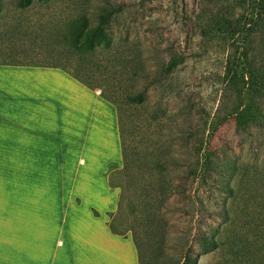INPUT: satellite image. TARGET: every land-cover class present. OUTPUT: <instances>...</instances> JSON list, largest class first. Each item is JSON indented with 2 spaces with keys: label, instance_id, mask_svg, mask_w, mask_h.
I'll list each match as a JSON object with an SVG mask.
<instances>
[{
  "label": "rangeland",
  "instance_id": "rangeland-1",
  "mask_svg": "<svg viewBox=\"0 0 264 264\" xmlns=\"http://www.w3.org/2000/svg\"><path fill=\"white\" fill-rule=\"evenodd\" d=\"M12 1L1 0L0 46L6 45L14 33L11 26L18 18L33 20L41 14V20L55 22L71 14L76 3L92 22L103 9L121 8L109 30L110 37L118 50L140 62L145 79H125L126 75L116 74V80L111 81L113 88L138 92L148 85L139 114L147 117L155 110L162 113L160 117L156 114L158 123L149 122L147 130L178 164L165 169L174 184L187 166L194 167L205 152H211L213 169L203 182L193 186L191 196L207 208L202 220L211 225L222 223L221 218H213L214 212L226 209L228 219L223 225L237 238H245L248 253L245 262L236 256L231 239L230 244L222 241L213 251L202 253L191 235L180 237L179 232L186 233L194 218L187 216V193L183 197L173 191L167 207V220L173 225L165 239L167 261L179 257L180 245H188L193 264H264V124H251L246 119L244 128L235 127L231 113L238 104L239 89L226 85L223 79L226 62L239 65L245 23L248 15L255 13L258 0H54L23 12L14 9ZM222 19L237 32L233 38H211L209 31ZM245 42L247 56L264 78V33H252ZM171 54L180 57L182 63L161 84L153 83L160 65ZM32 80L26 94L33 93ZM40 88L34 91L35 96L45 94L44 98L52 99V87ZM90 94L97 97L99 91L91 90ZM26 101L35 102L34 97H26ZM257 105L264 116V98L257 100ZM105 162L102 175L107 185V178L121 161L118 155H112ZM226 164L232 169L222 171V176L218 170ZM227 184L231 196L222 191ZM63 204L61 199L54 202L52 211V160H25L24 168L0 175V248L52 247V213L61 214Z\"/></svg>",
  "mask_w": 264,
  "mask_h": 264
},
{
  "label": "trees",
  "instance_id": "trees-1",
  "mask_svg": "<svg viewBox=\"0 0 264 264\" xmlns=\"http://www.w3.org/2000/svg\"><path fill=\"white\" fill-rule=\"evenodd\" d=\"M52 1L54 0H13L11 4L14 9L23 12L38 4L45 5ZM78 6L75 3L73 14L55 22L41 20V14L33 20L26 17L22 20L18 18L17 24L11 26L14 33L6 45L0 46V64L59 69L89 90H98L99 96L114 107L121 167L108 179L110 187H115L119 191L116 210L114 214L108 215L111 218L108 227L117 235L130 234L136 250L137 264L194 262L188 245H180L179 257L167 261L165 239L170 229H173V225L167 220L169 213L167 207L173 191L183 197L187 193L185 197L190 207L187 216L194 218L186 233L179 232L180 237L191 235L202 253L213 251L222 241L226 244L232 241L231 245L236 250L235 255L245 262L248 254L243 242L245 238H237L223 225L228 219L227 210L223 208L219 212H214L213 218L214 216L221 218L222 223L211 225L202 220L204 213L208 212L207 208L202 205L199 198L191 196L193 186L197 187L203 182L213 169V163L209 159L211 152H205L199 161H195L194 167L187 166L186 172L179 176L174 184L173 180L167 177L165 169L178 164L167 156L163 144L157 142L155 134H150L147 130L149 122L158 123L156 114L160 117L162 113L155 110L147 117H141L139 114V110L146 102L145 93L148 85L138 92L121 91L112 86L111 81L116 74L126 75L125 79H145L140 62L125 55L121 49L118 50L110 37L109 30L121 8L117 6L103 9L95 14L94 21L91 22ZM245 25L247 29L243 36L245 38L242 52L237 57L239 65L235 67L226 62L223 73L224 83L239 89L238 104L233 107L231 113L237 129L245 127L246 119L251 121V124H264V116L257 105V100L264 98V78L245 52L248 44L245 42L246 39L257 31L264 33V0H258L255 13L248 15ZM235 33L237 32L226 19L219 21L216 29L209 31L211 38L219 35L225 37L223 39L233 38ZM181 63L180 57L171 54L168 60L160 65L153 83L161 84L163 79L169 77ZM240 70L243 73H240ZM231 169L232 166L226 164L218 171L224 176L225 172L222 171ZM222 191L231 196L228 184ZM261 217L264 232V213ZM221 232L224 233L221 235ZM243 237L245 233L242 231Z\"/></svg>",
  "mask_w": 264,
  "mask_h": 264
},
{
  "label": "crops",
  "instance_id": "crops-1",
  "mask_svg": "<svg viewBox=\"0 0 264 264\" xmlns=\"http://www.w3.org/2000/svg\"><path fill=\"white\" fill-rule=\"evenodd\" d=\"M40 87H52V99L35 96ZM90 91L56 68L0 64V175L52 160V211L64 202L52 213V247H2L0 264H137L128 233L108 227L119 193L108 179L121 167L106 185V159L121 161L115 109Z\"/></svg>",
  "mask_w": 264,
  "mask_h": 264
}]
</instances>
